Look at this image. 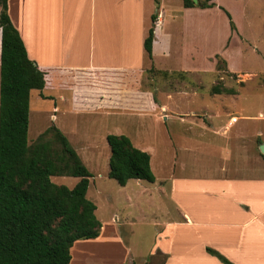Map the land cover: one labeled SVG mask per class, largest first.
<instances>
[{
    "label": "crops",
    "instance_id": "crops-1",
    "mask_svg": "<svg viewBox=\"0 0 264 264\" xmlns=\"http://www.w3.org/2000/svg\"><path fill=\"white\" fill-rule=\"evenodd\" d=\"M147 1L8 0V14L29 58L45 73V88L38 98L57 97L53 112L73 119L95 118L102 126H115L107 137L124 135L113 117L163 118V127L153 126V131L136 142L129 138L136 148L150 155L151 168V152L158 145L156 136H161L160 148L167 153L172 145L170 135H174L179 152L173 158L175 165L169 175L164 170L167 162L161 156L157 158L161 174L158 191L163 201L169 194L179 216L163 226L158 250L146 264H264V100L240 95L237 117L231 116L222 123H211L208 116L202 119L197 111L178 110L174 101L191 99L192 93L198 96L196 81L193 88L192 81L187 82V78L197 74L196 55L184 40L181 18L166 9L164 0H157L155 14L148 13ZM235 26V31L230 27L232 35L245 39L240 25ZM151 27L155 35L152 59L144 46ZM231 36L228 39L234 37ZM1 40L0 29V57ZM157 58L162 59L160 68L156 67ZM173 76L186 78L166 89L167 80ZM158 77L163 78L161 85L155 80ZM185 85L189 90L182 88ZM53 112V126L63 133V127L56 123L58 115ZM198 118L204 125L194 120ZM171 119L179 122V128L173 127L172 133L167 127ZM185 124L188 125L181 126ZM68 133L63 135L69 140ZM84 141L89 145L87 139ZM200 151L203 154L197 156ZM184 153H191L189 160L184 161ZM132 181L138 183L137 193L145 196L149 192L142 186L144 180H130L124 187ZM167 183L169 193L164 187ZM104 229L103 226L96 239L74 243L70 264L136 262L96 256L98 247L93 251L91 245L100 243Z\"/></svg>",
    "mask_w": 264,
    "mask_h": 264
},
{
    "label": "rangeland",
    "instance_id": "rangeland-1",
    "mask_svg": "<svg viewBox=\"0 0 264 264\" xmlns=\"http://www.w3.org/2000/svg\"><path fill=\"white\" fill-rule=\"evenodd\" d=\"M164 2L166 9L171 14L181 18L184 40L189 42L188 48L192 50L194 56L196 55L197 60V74L187 78V82L189 84L191 80L193 88L195 85L193 82L196 81L197 86L195 87L198 96L194 97L192 93L191 99L174 101L178 110L197 111L202 119L208 116L211 123H222L231 116L237 117L240 95H255L264 100V0H251L247 3H237L235 0H214L215 7L204 10L193 8L191 12L189 11L191 8H184L183 0H164ZM146 4L149 9L148 13L155 14L157 12L158 6L155 0H148ZM144 11L146 13L145 6ZM225 11L229 12L234 22L240 25L241 33L245 39H239L236 35H232ZM1 13L2 6L0 4V15ZM230 36L234 37L228 39ZM223 61L227 64L225 71L224 68H219V66H223ZM161 63L162 59L157 58L156 67L160 68ZM173 63L176 64L175 61ZM192 67L195 68V62ZM236 72H241V75L245 77ZM232 74L236 75L232 76ZM185 78L173 76L168 79L167 77L166 89L171 86L174 88L176 80L183 81ZM155 80L158 84L163 82L162 77L155 78ZM215 87H219L223 91L233 90L234 94L224 92L215 95L213 93ZM182 88L189 90L188 85L182 86ZM39 92L38 90L34 91L31 99L28 140L32 144L45 129L48 130L53 126L54 120L50 118V113L55 111L54 105L57 101V97L53 100L40 99L38 98ZM189 93L190 91H187V94ZM59 106L61 105L59 104ZM56 114L58 115L56 123L63 127V133L71 132V130L77 132L76 134L68 133L67 137L92 174L87 198L97 206L96 215L103 224L105 232H102V239L98 245L92 243L91 250L98 247L96 251L93 250L96 256H108V258H114V261H125L128 258L130 262L136 261L133 264H146L151 259L150 256L153 252L158 250V235L163 226L173 223L179 216L169 194L163 201L161 193L158 191L161 188V174L158 172L157 158L161 156L163 161L167 162L168 168L164 170L166 176L169 175L172 166L174 168L175 165L173 158L179 152L178 146L174 145V135H170L172 145H170L169 151L167 149V153L160 148L161 140L159 139L161 136H156L157 141L152 138L159 145V147L156 146L157 150L151 152L152 170L159 181L155 183L142 181V186L149 189V192L142 196L136 192L138 190L137 181H132L127 187H122L117 181L108 177L111 149L106 137L107 133H112L115 126H102L96 122L95 118L73 119L71 116L66 117L59 112ZM202 119L194 120L204 125ZM112 120L118 123L124 135L131 138L133 142H136L139 137H146L147 132L150 133L154 130L153 126H157L158 129L165 123L163 118L143 120L137 117L119 119L113 117ZM75 121L76 123H74ZM154 121H157L158 124H155ZM71 127L74 128L70 129ZM167 127L172 133L173 127L179 128V122H174L171 119L167 123ZM177 138L178 136H176ZM85 139L88 140L87 144L89 145H86ZM184 154V161L189 160L191 153ZM201 154H203L202 151L197 156ZM52 181L57 185H65L72 189L80 180L65 176L52 177ZM169 184L164 186L167 192L170 191ZM74 255H77L76 252ZM75 259L78 262L76 256ZM95 261L98 262L101 259L96 258ZM95 261L92 262L95 263ZM150 262V264H155Z\"/></svg>",
    "mask_w": 264,
    "mask_h": 264
},
{
    "label": "trees",
    "instance_id": "trees-1",
    "mask_svg": "<svg viewBox=\"0 0 264 264\" xmlns=\"http://www.w3.org/2000/svg\"><path fill=\"white\" fill-rule=\"evenodd\" d=\"M0 4V264H70L74 243L98 238L103 227L97 206L87 198L92 174L54 126L29 144L31 92L45 88V73L29 58L8 14V0ZM183 5L210 9L216 4L183 0ZM225 14L235 31L231 14ZM154 38L151 27L144 43L150 59ZM226 65L223 61L219 68L225 71ZM224 92L234 94L213 89L215 95ZM107 142L110 179L122 187L133 179L155 182L147 152L125 135H109ZM65 176L80 181L72 189L52 181Z\"/></svg>",
    "mask_w": 264,
    "mask_h": 264
},
{
    "label": "water",
    "instance_id": "water-1",
    "mask_svg": "<svg viewBox=\"0 0 264 264\" xmlns=\"http://www.w3.org/2000/svg\"><path fill=\"white\" fill-rule=\"evenodd\" d=\"M194 2L197 3L198 0H194ZM261 151H262V153H264V145L261 146Z\"/></svg>",
    "mask_w": 264,
    "mask_h": 264
}]
</instances>
